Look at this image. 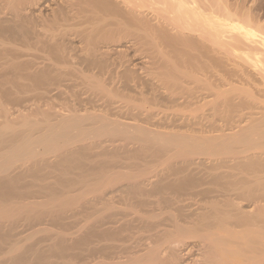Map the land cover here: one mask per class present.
I'll return each mask as SVG.
<instances>
[{
	"label": "bare ground",
	"instance_id": "6f19581e",
	"mask_svg": "<svg viewBox=\"0 0 264 264\" xmlns=\"http://www.w3.org/2000/svg\"><path fill=\"white\" fill-rule=\"evenodd\" d=\"M223 6L0 0V116L45 101L0 124V264H264V89L225 69L264 33Z\"/></svg>",
	"mask_w": 264,
	"mask_h": 264
},
{
	"label": "rangeland",
	"instance_id": "374dc122",
	"mask_svg": "<svg viewBox=\"0 0 264 264\" xmlns=\"http://www.w3.org/2000/svg\"><path fill=\"white\" fill-rule=\"evenodd\" d=\"M225 1V2H224ZM222 3L224 4V9H225V14H226V16H228V21H229V23H231V24H234V23H236V24H234V25H238L239 24V26H240V24H241V26H247V27H251L254 31L256 30V31H258L257 29H259V31L261 30V28H263L262 29V31L261 32H263L264 33V0H222ZM228 5V7L229 8H227L226 6ZM228 14V15H227ZM241 14V15H240ZM234 18V19H233ZM237 19V20H236ZM235 20V21H234ZM239 20V21H238ZM242 20V21H241ZM233 21V22H232ZM244 21V22H243ZM248 21H249V23H248ZM237 22H239V23H237ZM247 24H249V25H247ZM253 25V26H252ZM255 26V27H254ZM256 28V29H255ZM236 59V58H235ZM240 59V58H239ZM240 61L243 63H241L240 62V65L242 66V68L241 67H236V66H240V65H235L234 64V62H231V61H229V62H227L226 61V64H228V67L226 66L225 67V69H226V71H228L232 76H233V82H234V85L235 84H237V87H241V88H244V89H249V90H255L254 92L256 93L255 95L256 96H261L262 94H263V92L261 91V89H264V84H263V82L262 81H264V76L260 73V70H258V68H256V66L254 65V66H252L251 64H249V63H246L243 59H240ZM234 64V65H232L231 66V64ZM245 63H246V65H245ZM230 64V65H229ZM246 67H245V66ZM229 69V70H228ZM243 69V70H242ZM249 69V70H248ZM252 69H254L255 70V73H254V70H252ZM236 71V73L237 74H235V71ZM239 70V71H238ZM247 71V73H246V71ZM232 71H233V73H232ZM242 73V74H241ZM242 75V77L243 78H245L244 80H242L243 82L242 83H244V85H242L241 86V82H239L240 80V78H241V75ZM253 75V76H252ZM257 75V76H256ZM235 76H237L236 78H235ZM245 76H247V77H245ZM262 76H263V78H262ZM255 77V78H254ZM237 78H239L238 80H237ZM249 80H248V79ZM254 78V79H253ZM259 78H261V79H259ZM236 79V80H235ZM249 82H248V81ZM254 80V81H253ZM238 81V82H237ZM255 81H258L257 83L259 84V85H261V86H258V84L255 82ZM248 82V83H247ZM255 82V83H254ZM246 83V84H245ZM253 83V84H252ZM260 83H262V84H260ZM240 85V86H239ZM257 85V86H256ZM250 86V87H249ZM254 86V87H253ZM8 87L9 88H11L10 86H7V88H6V90L8 89ZM252 87V88H251ZM4 88V87H3ZM2 88V91H1V89H0V91L1 92H4V89ZM14 87H12V89H13ZM11 89V90H12ZM260 89V90H259ZM5 90V91H6ZM8 90H10V89H8ZM14 91H16V88H14V90L13 91H11V93H14ZM260 92H262L261 94H260ZM28 94H30V93H28ZM27 94V95H28ZM259 94V95H258ZM264 95V94H263ZM15 96V95H14ZM12 97L13 98V100H12V98L10 97V99H9V97H5V98H3V100L5 101V106L8 108V109H10V111H11V115L9 114V117L7 118V117H1V116H3L4 115V113L1 111V109H0V124L1 125H3V123H5V119H9L10 118V120L9 121H11L12 123L14 122L15 124L17 123V121H18V123H20V122H22L24 119H28L29 120V118L26 116V115H24L26 118H22V114H23V111H24V114H28V116L30 117V119L32 118V120L33 119H35V117H36V119H37V117H39L40 116V118H38V119H41V117H43L42 116V114L41 115H39V114H35V112L34 111H32L31 112V108H32V110H35V107H36V105L38 104V105H44V103H45V101L44 100H33L34 102H40V104L39 103H36V105H34L33 104V102H31V101H26V102H24V100H20L19 101V99H17V97ZM24 96V97H23ZM22 96V98L23 99H26L27 97H28V99H30L31 97L30 96H33V93H31L29 96H26V94L25 95H23ZM261 100H264V96H262V98H260ZM2 100V101H3ZM7 100V101H6ZM17 100V101H16ZM3 101V102H4ZM23 102L24 104L26 103H28L29 104V108H28V110H27V107H28V104L27 105H25V109L24 108H22V107H20V109L19 108H16V107H19V105L17 104L18 102ZM21 102V104H23ZM33 104V106H35V107H32L31 106V108H30V105H32ZM23 104V105H24ZM12 105V106H11ZM17 105V106H16ZM23 105H21V106H23ZM10 106V107H9ZM22 108V109H21ZM18 109L19 110H21L22 112H17L18 111ZM16 110V111H15ZM16 112V113H14V112ZM29 112H31V113H29ZM34 112V113H33ZM19 113H20V115L21 116H19ZM22 113V114H21ZM19 116V118H18V116ZM31 115V116H30ZM34 115V116H33ZM37 115V116H36ZM11 116V117H10ZM14 119L15 121H13L12 119ZM35 119V120H36ZM1 125H0V127H1ZM110 154V155H109ZM106 155V154H105ZM105 155H103V156H101L100 157V159L101 160H103V158L105 159V160H112L111 158H114V157H112L111 155H113V153L112 152H108L107 153V155L105 156ZM129 155V156H128ZM128 155H126L127 157H130V154H128ZM134 156V155H133ZM110 158V159H109ZM99 159V158H98ZM115 159V158H114ZM116 160V159H115ZM135 160H138V159H135ZM134 160V158H133V160L131 159H129V162L131 163V161H132V163H131V165L133 166V165H135L134 163L135 162H137V161H135ZM98 161H100V160H98ZM113 162V161H112ZM112 162L109 164V166H108V168H111V166H112V169L114 168V170L115 171H118L119 169H118V167L120 168V169H122V170H119V171H123L124 172V167L125 168H127V170L125 169V171H128V169L130 170V168H129V165L126 167V166H124V165H126V164H121L122 166L120 167V163H118L117 164V162H116V164H115V162L112 164ZM140 162H144V164H146V161H145V159H143L142 161L139 159V163ZM125 163V162H124ZM126 163H128V162H126ZM107 164V165H108ZM165 164V163H164ZM163 164V166L161 165V168L162 167H165L166 165H164ZM113 165H115V166H113ZM116 165L118 166V167H116ZM99 167H100V165H98ZM118 169V170H117ZM76 170H74V172H75ZM73 172V175H75V173ZM68 179V178H67ZM66 182V181H65ZM64 182V184H63V182L61 183V182H59V184L61 183L62 185H60V186H64L63 188H66L67 186H69V185H67V183L68 182H66L65 183ZM127 182V181H126ZM59 184H57V185H59ZM66 184V185H65ZM78 184L80 185L79 187H78ZM77 185V192L78 191H82V189H84V187H86L85 185H84V183L82 184H80V182L79 183H73V186H76ZM83 186V188H82V186ZM59 188V187H58ZM81 188V189H80ZM60 190H61V188H60ZM76 192V193H77ZM73 193H75V192H73ZM76 195V194H75ZM91 197H92V195H91ZM116 199V200H115ZM115 201L117 202V204L115 203ZM114 204H116V206H118V207H124V205H123V202H122V200L119 198L118 199V197H116V198H114ZM119 211V210H118ZM71 213V212H70ZM84 212H78L77 214H78V216H77V214H74V216H77V217H74V216H71V218H70V221L72 220V218L74 219V220H72L71 221V223L73 222V221H75L76 223H74V226L73 225H71L68 229H70L68 232H70L71 231V233H72V231L74 232L75 230H77V228L80 226H82L84 223H83V221L85 222V220H86V218H87V216H86V214L87 213H84ZM83 214V215H82ZM80 216V217H79ZM84 217V219L82 220V218L81 217ZM86 216V217H85ZM121 218L122 217V215H118V218ZM75 218H76V220H75ZM80 220H82L81 221V223H82V225H81V223H79L78 224V222H80ZM78 221V222H77ZM90 221V220H89ZM79 225V226H78ZM74 227V229H72ZM76 228V229H75ZM79 229V228H78ZM76 232V231H75ZM81 234H82V232H80ZM81 234H79L78 235V237L81 235ZM76 236V235H75ZM77 237V238H78ZM31 242V241H30ZM30 242H28V243H30ZM78 249H76V251H77ZM105 252V253H104ZM108 252V253H107ZM113 252V250L111 249V250H107V251H103V252H101L100 254L99 253H97L96 254V256H94V257H89V259H88V257H83V258H79L78 259V264L80 263V264H82V262H83V264H85V263H87V264H95L96 262H98L102 257H101V254H106V255H109V254H111ZM99 259V260H98ZM103 260L105 259V258H102ZM101 259V260H102ZM59 260H61V259H59ZM81 260V261H80ZM83 260V261H82ZM91 260V261H90ZM100 260V261H101ZM110 260V259H109Z\"/></svg>",
	"mask_w": 264,
	"mask_h": 264
}]
</instances>
